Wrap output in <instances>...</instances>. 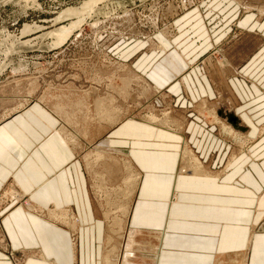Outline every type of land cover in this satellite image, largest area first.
<instances>
[{
	"label": "rangeland",
	"instance_id": "rangeland-1",
	"mask_svg": "<svg viewBox=\"0 0 264 264\" xmlns=\"http://www.w3.org/2000/svg\"><path fill=\"white\" fill-rule=\"evenodd\" d=\"M134 1L113 0L98 3V0H0V135L3 132L13 134L21 131L19 127L12 128L14 125L11 124H15L16 118L24 112L31 114L34 111L37 113V116L33 115L35 119L45 117L50 123L48 125L54 126L59 142L64 147L74 148L72 149L76 161H80L84 170L82 174H85L88 182L91 206L99 218L97 221L104 228L103 251L100 244L102 264H105L106 259L113 264L118 261V264H139V258L146 261L149 259L127 256L122 260L132 213L138 205L136 196L142 188L141 183L133 177L139 173L132 169L127 160L112 152V148L109 152L101 153L100 149L104 148L101 143L106 139L104 135L124 119L142 121L146 125L172 133H179L181 129L179 116H176V109L179 108L174 106V97L167 92L169 87L166 88L162 80L157 83L163 86L155 87L146 75L149 70L146 73L147 64L143 59L145 55L156 52L151 57L155 60L158 58L153 64L157 69L174 62L176 52L170 51L174 45L169 50L168 43L177 30L173 23L181 18H192L193 14L189 17L187 14L198 7L200 18H203L206 32L208 31L211 39L209 49L204 52L206 54L192 62L191 67L196 66V63H201L198 67H202L203 61L210 56L219 66L225 64L226 56L231 62L237 61V67H240L263 44L260 38L255 37L258 33L249 32L245 22L240 23V20L247 13H254L257 18L264 19V0H229L232 5L239 7L237 20L230 25L218 24L217 29L216 18L209 11V6H216V1L219 0H140L137 6ZM89 3L93 4L82 24L80 23L64 43L54 44V35L75 24L78 15H74V12ZM189 22L187 32L191 38L200 29L196 27L197 21ZM216 30L219 35L228 30L229 33L222 41L215 43ZM140 41L143 46L139 51L133 52ZM170 52L173 53L170 59L172 61L166 60ZM177 52L183 56L181 50ZM190 57L195 56L192 54ZM178 59L176 63L180 64V58ZM150 77L153 78L152 75ZM207 104L205 99L200 100L193 115L200 116L208 128L215 129L222 138L239 149L244 148L243 152H246L250 146L247 138L220 120L212 106ZM194 159L203 168L194 176L206 175L200 159L184 145L172 183L168 187L156 188L158 192L167 191L168 194L167 211L162 212L163 220L155 226L163 229L165 234L169 229L166 226L169 221L177 222L191 214L190 211L194 212L190 208L181 207L177 193L178 178L181 176L178 172L183 163L195 166ZM262 161L264 160L259 162ZM223 167L221 169L225 168ZM71 175L74 178V171H71ZM13 181L14 178L9 175L0 183V257H5L11 264H23L27 253L34 255V250L29 253L12 249L11 240L3 230L4 225L10 224L9 219L5 221L10 213L18 212L19 208L21 211L22 208V217L29 214L41 221V226H36V229L43 230L44 234L49 230L47 228H57V223H63L75 231L78 219L65 204L59 206L52 202L46 211L42 207L34 206L24 194L12 188ZM173 199L175 200L172 201ZM213 199L209 198L206 203ZM171 205L179 208L176 207L171 213ZM139 220L147 223L144 219ZM7 227L12 231L13 226ZM148 234L150 233L141 231L137 236L141 238L135 240V243H140L141 247H150L147 243ZM151 236L154 241L156 236ZM161 237L164 243L163 234ZM259 241L255 237L254 242ZM34 242L35 245L31 247L40 248L42 251L39 245L36 246L37 241ZM25 246L23 243L21 249L26 248ZM144 255L149 254L145 252ZM40 256H44L43 251Z\"/></svg>",
	"mask_w": 264,
	"mask_h": 264
},
{
	"label": "crops",
	"instance_id": "crops-1",
	"mask_svg": "<svg viewBox=\"0 0 264 264\" xmlns=\"http://www.w3.org/2000/svg\"><path fill=\"white\" fill-rule=\"evenodd\" d=\"M209 7L217 21L216 29L218 24L230 25L237 20L240 11L229 0L216 1V6ZM191 15L192 18H181L173 23L177 30L168 43L169 50L174 45L170 50L176 52L174 62L157 69L153 64L158 58L151 57L156 52L143 58L147 64L146 73L149 70L146 75L155 87H162L157 83L162 80L166 88L169 87L167 92L174 97V106L179 108L176 109L179 133L135 119H124L104 135L110 142L111 151L127 160L148 183L149 188L139 191L136 199H144L143 202L148 201L152 206L143 212L134 209L132 217L144 219L150 225L138 226V229L150 233L149 246L170 253L164 262L158 252L144 256L149 258L147 261L139 258V264H264V161L259 162L264 160V19L247 13L240 20V23L245 22L249 32H257L255 37L263 41L261 48L244 65L237 67V61L231 62L224 56L225 64L219 66L210 56L203 61L202 67H198L201 63L191 67L192 62L206 54L211 39L203 18H200L199 7L187 14L188 17ZM192 20L197 21L196 27L200 30L189 38L187 29ZM218 30L215 43L229 33L228 30L219 35ZM142 46L140 41L133 52ZM174 49L181 50L184 57ZM171 52L166 60L171 59ZM192 54L194 58L190 57ZM178 58L180 64H177ZM203 99L220 120L247 138L250 146L246 152L222 138L215 129L208 128L200 116L193 115L196 104ZM27 112L16 118L15 124H11L14 127L9 124L14 129L21 128L22 133L19 148L0 161V183L12 176V188L43 211L50 208L52 202L69 206L78 225L74 231L57 223V228H47L49 230L44 234L43 230L36 229L41 226V221L36 218L35 224H31L21 212L14 211L5 218V221L9 219L7 226H13L12 231L4 225V233L11 240L13 250L29 253L34 250V255L27 253L23 264H100L104 228L91 206L88 182L82 174L80 161H76L74 148L64 147L59 142L54 126H49L45 117L35 119L33 115L37 116V113ZM103 142L101 153L109 152L108 145ZM184 145L200 159L207 174L179 176L177 193L181 207L194 212L177 222L173 220V224L169 221L171 225L166 224L169 229L164 236L166 243L162 245V233L155 226L162 222V212L167 211L168 194L167 191L158 192L156 188L172 183ZM71 171H74V178ZM211 197L214 202L206 205V200ZM176 207L179 208L171 205L170 212ZM152 234L156 236L154 241ZM255 237L260 241L253 252ZM34 241L43 249L44 256H40V248L31 247L35 245ZM23 243L26 248L22 250ZM0 264L11 263L1 256Z\"/></svg>",
	"mask_w": 264,
	"mask_h": 264
},
{
	"label": "bare ground",
	"instance_id": "bare-ground-1",
	"mask_svg": "<svg viewBox=\"0 0 264 264\" xmlns=\"http://www.w3.org/2000/svg\"><path fill=\"white\" fill-rule=\"evenodd\" d=\"M102 0H98V3L101 2ZM93 3H89V4H84L83 7L81 9H78L77 11L74 12V15H78L77 16V21L75 24H73L68 30L64 31V30H59L56 35H54V44L56 45H61L62 43H64L70 36L71 34L82 24L83 22V19L84 17L89 13V11L91 10V7ZM103 4V3H102ZM87 17V16H86ZM81 23V24H80ZM158 123V122H157ZM236 127V126H235ZM6 128V127H5ZM8 128V127H7ZM22 132L21 131H16L14 132L13 134L11 132H3L2 135H0V161L3 160V158L5 157L6 154L10 153L12 150H14L15 148H19V136ZM233 133V132H232ZM105 145H108L109 149H111L112 147L110 146V142L109 141H105ZM189 154L191 153L190 151H188ZM184 154V153H183ZM187 154V153H186ZM99 155V154H97ZM102 157V156H100ZM98 157V160L99 158ZM104 157V156H103ZM102 157V158H103ZM97 159V158H96ZM186 159V158H185ZM190 159V158H189ZM104 160V159H103ZM196 161V164L195 166H188V165H185L183 163V166L182 168L179 170L178 174L180 175H197L200 173V170L203 169L201 167V164H199V162H197L196 159H194ZM186 161V160H185ZM97 163V161H96ZM107 163V162H106ZM186 163V162H185ZM192 163V162H191ZM111 167V166H110ZM129 167V166H128ZM202 173V172H201ZM110 177V176H109ZM135 177L136 179H134L135 181H139L141 183V191L144 190V189H147V186H148V183L146 182L145 178L140 176V174H137L136 176H133ZM132 177V178H133ZM126 181V180H125ZM130 181V180H129ZM138 182V183H139ZM125 183V182H124ZM137 184V183H136ZM127 186V185H126ZM130 186V185H129ZM127 189V187H126ZM122 190V189H121ZM125 190V189H124ZM124 193V192H123ZM122 193V194H123ZM127 193V192H125ZM121 194V193H120ZM131 194V193H130ZM128 195V194H127ZM155 195V194H154ZM126 196V195H125ZM153 197V196H152ZM126 199V198H125ZM128 199V198H127ZM257 199V198H256ZM142 200L144 199H140L138 200V207L136 206L135 207V211H140V212H143L144 210H149L152 206V204L148 201L146 202H143L142 203ZM175 199H173L172 201H174ZM125 201V200H124ZM145 201V200H144ZM176 202V201H175ZM214 202V199L213 201H208V204L206 205H211L212 203ZM125 205H126V202H125ZM126 207V206H125ZM128 207V205H127ZM122 208H123V205H122ZM127 209V208H125ZM125 209H123V212L125 213ZM117 210V209H116ZM21 213H24L23 212V209L21 208V211H20V208L18 210L17 213L20 214ZM127 212V211H126ZM130 212V211H129ZM190 213H192V211H190ZM211 213V212H210ZM126 215V213H125ZM124 215V216H125ZM206 215V214H204ZM128 216V215H127ZM25 217L31 222V224H35V222L37 221V219L35 217H33L32 215H29V214H25ZM125 218V217H124ZM73 219V217H72ZM136 218H132L131 220V227L127 233V238H126V243L124 245L125 247V254L122 258V260L124 259V257H127V256H131V257H134V256H137V257H144L146 255H144V253L146 252V254H157L158 250H156L157 248L154 247V246H150V247H141L140 243H138V245L135 243V240L137 239H140L141 237H138V234H140L141 231L143 230H140L138 229L139 227L138 226H143V225H150V224H147L143 221H140V220H136ZM39 220V219H38ZM124 221V219H123ZM123 221H121L123 223ZM124 224V223H123ZM122 225V224H121ZM120 225V226H121ZM152 225V224H151ZM153 226V225H152ZM149 229V228H148ZM159 230L161 231V233L163 234V237L165 236V232L163 229L159 228ZM125 235V234H124ZM120 236V235H119ZM123 236V235H122ZM123 238H125V236H123ZM13 239V238H12ZM122 241V240H121ZM152 242V241H151ZM166 243V239H164V243L162 241V245H165ZM255 243V249L253 252H256V245L259 243V242H254ZM124 244V243H123ZM149 246V245H148ZM161 252L159 253V257L161 258L162 262H164L166 256L168 254H170L167 250H160ZM129 252H131L132 254L130 255ZM149 256V255H148ZM152 256V255H151ZM117 260V259H116ZM104 261V260H103ZM119 261L116 263L118 264ZM105 264H113L111 263V260L109 259H106L105 260ZM250 264H252V262H250Z\"/></svg>",
	"mask_w": 264,
	"mask_h": 264
},
{
	"label": "water",
	"instance_id": "water-1",
	"mask_svg": "<svg viewBox=\"0 0 264 264\" xmlns=\"http://www.w3.org/2000/svg\"><path fill=\"white\" fill-rule=\"evenodd\" d=\"M103 2H110V1H113V0H102ZM140 0H135L134 1V5L137 6L140 2Z\"/></svg>",
	"mask_w": 264,
	"mask_h": 264
}]
</instances>
